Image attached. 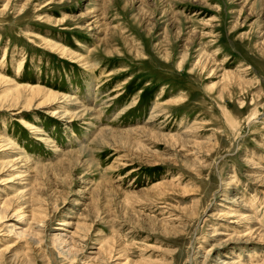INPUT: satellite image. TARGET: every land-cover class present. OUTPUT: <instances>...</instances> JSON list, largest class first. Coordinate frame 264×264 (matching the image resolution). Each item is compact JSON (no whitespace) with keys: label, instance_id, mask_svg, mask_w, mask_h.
I'll use <instances>...</instances> for the list:
<instances>
[{"label":"rangeland","instance_id":"374dc122","mask_svg":"<svg viewBox=\"0 0 264 264\" xmlns=\"http://www.w3.org/2000/svg\"><path fill=\"white\" fill-rule=\"evenodd\" d=\"M0 264H264V0H0Z\"/></svg>","mask_w":264,"mask_h":264},{"label":"bare ground","instance_id":"6f19581e","mask_svg":"<svg viewBox=\"0 0 264 264\" xmlns=\"http://www.w3.org/2000/svg\"><path fill=\"white\" fill-rule=\"evenodd\" d=\"M34 87H35V86H34ZM27 88H28V90L30 91V93L32 94V96H34V95L37 96L38 93H40V92H38V91L35 89L36 87H35V88H33V87H27ZM54 94H55V93H54ZM54 94L50 92L49 95H48V98H49V97H54ZM55 95H56V94H55ZM44 98H45V97H44ZM44 98H43V99H44ZM45 99H46V98H45ZM67 101H68V100H67ZM83 111H84V110H81L80 112H83ZM64 112H66V111H64ZM85 112H86V110L84 111V113H85ZM75 113H76V112H75ZM80 114H81V113H80ZM71 116H72V115H71ZM72 118H73V117H72ZM32 130H33L32 132L37 133V134H39V133L41 132V131L39 130V128H35V127L32 128ZM41 142H43V143H45V144L47 143L46 140L44 141L43 139L41 140ZM7 144H8V143H7ZM8 146H9V145H8ZM10 146H11V145H10ZM55 152H56V151H55ZM245 218H246V217H245ZM235 219H236V218H235ZM247 219H248V218H247ZM16 235H17V234H16ZM220 235H221V234H219L218 236H220ZM56 244H57V243H56ZM66 254H67V253H66ZM63 255H65V253H64ZM66 257H67V255H66ZM68 259H69L70 261L73 260L71 257H69Z\"/></svg>","mask_w":264,"mask_h":264}]
</instances>
